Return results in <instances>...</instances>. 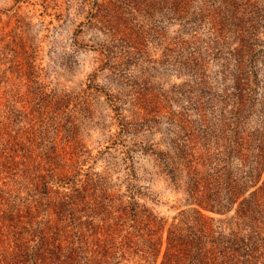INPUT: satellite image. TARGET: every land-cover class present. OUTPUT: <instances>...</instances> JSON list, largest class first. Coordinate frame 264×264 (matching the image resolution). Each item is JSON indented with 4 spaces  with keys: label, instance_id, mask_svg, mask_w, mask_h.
Wrapping results in <instances>:
<instances>
[{
    "label": "rangeland",
    "instance_id": "rangeland-1",
    "mask_svg": "<svg viewBox=\"0 0 264 264\" xmlns=\"http://www.w3.org/2000/svg\"><path fill=\"white\" fill-rule=\"evenodd\" d=\"M197 249L264 264V0H0V264Z\"/></svg>",
    "mask_w": 264,
    "mask_h": 264
},
{
    "label": "trees",
    "instance_id": "trees-1",
    "mask_svg": "<svg viewBox=\"0 0 264 264\" xmlns=\"http://www.w3.org/2000/svg\"><path fill=\"white\" fill-rule=\"evenodd\" d=\"M234 16H236L234 10ZM241 82V78H238V83ZM174 144L177 143L174 141ZM192 146L188 143L185 147L177 154L178 158L182 161L184 168L186 170L185 176L186 178L183 181V190L186 194V199L189 201L195 202L201 208L208 209V210H219L220 207L217 205L216 201L211 198L209 195H206L205 192L200 189V177L198 175L197 169V162L198 156L191 150ZM195 212L198 213L197 216H201L200 209H195ZM189 246V247H188ZM192 244L176 242L175 234L172 236L170 235L168 239V247L166 250V257L168 259H172L175 257L176 259H181L188 255V252L192 249ZM200 255L201 263L202 264H216V262H210L208 260L205 261L204 256L206 254L205 251L196 250Z\"/></svg>",
    "mask_w": 264,
    "mask_h": 264
}]
</instances>
